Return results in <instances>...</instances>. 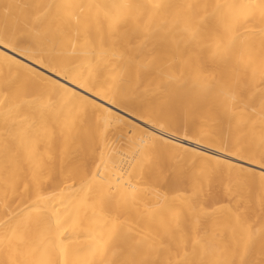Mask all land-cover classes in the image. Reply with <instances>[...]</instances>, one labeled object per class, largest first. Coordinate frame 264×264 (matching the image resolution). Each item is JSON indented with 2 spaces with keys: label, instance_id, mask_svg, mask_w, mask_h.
<instances>
[{
  "label": "bare ground",
  "instance_id": "obj_1",
  "mask_svg": "<svg viewBox=\"0 0 264 264\" xmlns=\"http://www.w3.org/2000/svg\"><path fill=\"white\" fill-rule=\"evenodd\" d=\"M263 159L264 0H0V264H264Z\"/></svg>",
  "mask_w": 264,
  "mask_h": 264
},
{
  "label": "rangeland",
  "instance_id": "obj_2",
  "mask_svg": "<svg viewBox=\"0 0 264 264\" xmlns=\"http://www.w3.org/2000/svg\"><path fill=\"white\" fill-rule=\"evenodd\" d=\"M152 109V112L154 115L158 116V118L161 119H167V123L163 124L161 127L167 128L172 132H175L179 135H184L187 137H192V132H191V127L193 123L197 120V113L195 111L189 112L188 110L185 109L184 104H178L173 101L169 102L167 99L163 97H156L153 98L150 103L148 104V108ZM161 133H164L167 136H170L174 139H177L181 142H184L186 144L192 145L194 147L201 148L203 150L216 153V151L203 147L199 144L183 140L181 138L175 137L173 135H170L164 131H160ZM228 137V133H222V138L226 140ZM160 153V158L162 161L166 164L171 163L174 166H181L187 170H191L195 167V164H191L188 159L193 156L195 160L201 159L200 155H197L194 153V151H185L182 149L181 146L179 145H174L169 142H165L163 144V148L161 149ZM191 154V155H190ZM188 158V159H187ZM264 163V159H263ZM166 164V165H167ZM238 172V171H237ZM215 178V177H214ZM210 185L208 189V193L205 197L204 205L206 207H209L212 209L215 204H220V203H226L230 204L233 201L234 196H230L228 194H225L221 191L218 181L217 180H222L223 182L229 184L233 179H238V173L231 176H227L222 179H217ZM237 207L239 209L242 208L241 204H237ZM261 213V212H259ZM257 214L250 215L249 219L253 220ZM202 230L205 229V226L201 228Z\"/></svg>",
  "mask_w": 264,
  "mask_h": 264
}]
</instances>
